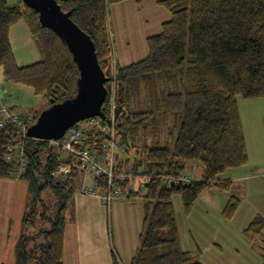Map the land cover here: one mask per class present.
I'll list each match as a JSON object with an SVG mask.
<instances>
[{
  "label": "trees",
  "instance_id": "obj_1",
  "mask_svg": "<svg viewBox=\"0 0 264 264\" xmlns=\"http://www.w3.org/2000/svg\"><path fill=\"white\" fill-rule=\"evenodd\" d=\"M55 1L93 42L108 79L102 106L106 118L115 86L116 128L124 147L120 155L135 165V173L140 171L136 180L146 185L136 196L143 219L131 264H200L181 249L172 198L179 196L188 213L207 189L229 194L232 181L218 175L248 163L236 98L264 97V0H159L169 20L146 39L147 55L124 67L113 64L108 8L130 0ZM21 20L41 55L22 67L8 38L9 28ZM0 76L46 97L47 107L51 100L61 103L75 95L78 72L66 46L41 26L38 14L23 0L20 5L0 0ZM174 117L180 125L172 147L155 140L148 144L149 130L166 138L172 134L167 121ZM22 118L28 127L38 115ZM262 123L264 146V116ZM14 134L11 124L0 128V178L17 177L27 185L15 264H62L64 226L78 175L54 178L58 161L50 142L31 138L23 141L20 168L14 156L7 158ZM239 204L230 194L224 219L230 220ZM243 233L251 239L264 234V220L255 217ZM112 264H119L114 254Z\"/></svg>",
  "mask_w": 264,
  "mask_h": 264
},
{
  "label": "crops",
  "instance_id": "obj_2",
  "mask_svg": "<svg viewBox=\"0 0 264 264\" xmlns=\"http://www.w3.org/2000/svg\"><path fill=\"white\" fill-rule=\"evenodd\" d=\"M158 1L130 0L108 8L116 66L130 65L147 55L146 39L158 34L161 24L169 20ZM254 171L235 178L246 183L245 194L243 200L237 197L240 204L230 220L222 216L230 195L215 189L205 190L204 194L215 195L202 199V193L188 213L182 205L174 209L181 249L200 264H263L264 234L251 239L243 233L255 217L264 220V169ZM249 197L254 201L248 202ZM26 200L23 181L0 178V264H15L14 246ZM142 219L140 199L105 205L95 196L75 192L64 226L62 264H112V254L119 264H131Z\"/></svg>",
  "mask_w": 264,
  "mask_h": 264
},
{
  "label": "built area",
  "instance_id": "obj_3",
  "mask_svg": "<svg viewBox=\"0 0 264 264\" xmlns=\"http://www.w3.org/2000/svg\"><path fill=\"white\" fill-rule=\"evenodd\" d=\"M114 89L113 85L110 117H95L78 122L58 141H48L58 161L52 176L64 180L76 173L79 178L77 192L95 196L105 205L115 200L135 199L137 194L145 192L146 186L143 181L136 180L140 171L135 173V165L123 161L120 155L124 147L116 128ZM25 123V118L0 100V128L11 124L15 130V143L6 147L7 158L14 156L20 168L23 165V141L28 138ZM180 180L187 181L184 177Z\"/></svg>",
  "mask_w": 264,
  "mask_h": 264
},
{
  "label": "water",
  "instance_id": "obj_4",
  "mask_svg": "<svg viewBox=\"0 0 264 264\" xmlns=\"http://www.w3.org/2000/svg\"><path fill=\"white\" fill-rule=\"evenodd\" d=\"M23 3L38 14L41 26L62 39L78 72L75 95L61 103L51 100V106L26 129L28 138L58 141L78 122L94 117L105 119L102 106L108 79L98 64L93 42L70 20V12H63L55 0H23Z\"/></svg>",
  "mask_w": 264,
  "mask_h": 264
},
{
  "label": "rangeland",
  "instance_id": "obj_5",
  "mask_svg": "<svg viewBox=\"0 0 264 264\" xmlns=\"http://www.w3.org/2000/svg\"><path fill=\"white\" fill-rule=\"evenodd\" d=\"M7 2L9 5H20V0H7ZM8 38L11 44L15 61L18 66H28L35 62H38L41 59V55L36 48V45L30 36L29 29L24 21L21 20L9 28ZM0 100L3 101L8 107H11L12 110H14L20 116L27 118L29 117L30 119H32L36 113L39 116L44 110H46V105L49 102L46 97L36 96L29 88L6 82L1 76ZM236 101L244 142L248 154V163L240 168L225 170L224 173L218 175V178L230 179L232 181V189L229 195H235L236 197L239 196L240 200H243L246 183L235 178L255 172L254 170L256 169L260 171L264 169L262 123L264 116V97L249 100L243 99L242 97H237ZM179 125L180 121L176 117L167 121V127H171L172 133L167 138L159 135L158 133H156V131L149 130L148 136L146 138L147 143L150 144L152 140H155L159 141L161 144H165L164 142H167L169 147H172V144L177 136ZM140 142L142 141L140 140ZM133 153V151L130 152V158L133 157ZM122 156L123 155H121V157ZM193 170L196 172L195 168H193ZM197 176H199V174ZM208 193H203L202 195L204 196H201L202 199H205V197L207 198L209 195H211V197L212 195H215V192H211L214 194ZM220 195L224 197V194H218L217 197H221ZM199 201L198 203H200ZM247 201L251 202L254 200L249 197ZM172 204L174 209H180V197L177 195L173 196ZM251 214L253 215V212Z\"/></svg>",
  "mask_w": 264,
  "mask_h": 264
}]
</instances>
